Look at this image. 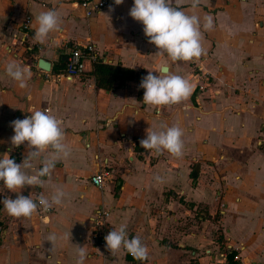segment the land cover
Listing matches in <instances>:
<instances>
[{
	"label": "crops",
	"instance_id": "0c3cea01",
	"mask_svg": "<svg viewBox=\"0 0 264 264\" xmlns=\"http://www.w3.org/2000/svg\"><path fill=\"white\" fill-rule=\"evenodd\" d=\"M132 5L123 0L87 17L76 0H0V155L22 162L27 143L11 144L10 122L33 108L61 119L71 146V156L55 167L53 183L25 186L20 193L35 199L62 186L68 194L62 206L15 218L0 203V264H76V246L85 249L84 264H225L217 259L227 246L240 264H264V0H200L197 13L214 21L203 33L206 54L170 66L190 80L193 91L158 111L137 100L134 81L110 91L96 88L90 60L79 78L52 73L68 48L92 44L107 64L142 77L156 74L167 58L128 15ZM189 6L190 0H182L185 10ZM47 9L58 13L62 25L40 44L33 38L35 17ZM39 59L50 62V72L38 69ZM13 60L31 70L25 88L5 72ZM195 66L209 74V88L195 89ZM162 124L183 129L181 157L135 150L147 129ZM103 169L108 179L98 189L90 177ZM157 175L163 183L155 181ZM5 196L16 194L0 183V201ZM100 206L110 212L108 231L126 224L129 238L138 236L148 248L146 260L97 245L90 218ZM227 213H234L233 225ZM69 232L70 239L47 240Z\"/></svg>",
	"mask_w": 264,
	"mask_h": 264
},
{
	"label": "clouds",
	"instance_id": "9594fccd",
	"mask_svg": "<svg viewBox=\"0 0 264 264\" xmlns=\"http://www.w3.org/2000/svg\"><path fill=\"white\" fill-rule=\"evenodd\" d=\"M123 0H114L120 5ZM200 0H190L188 10L182 7V0L174 6L171 0H133L128 15L143 25V33L148 42L154 45L160 56H166L164 64L156 74L148 71L139 84L143 92V104L154 106L157 111L162 106L179 104L187 100L193 91L189 79L170 70L171 64L178 61L194 62L206 54L202 45L203 33L211 31L214 21L211 16L201 17L197 13ZM111 10V9H110ZM62 19L54 9L42 10L35 17L34 35L36 42L43 44L49 33L61 30ZM6 74L18 82L20 88L27 87L31 70L13 60L5 66ZM63 121L45 110L33 108L24 119L10 122L14 135L10 138L12 145L19 147L27 143V154L21 163H16L7 153L0 155V183L8 191L15 193V199L5 196L0 201L4 211L15 218H31L38 210L45 212L55 206H62L68 195L64 187H56L50 195L39 193L32 196L21 195L25 186L41 188L46 182L53 183V172L58 162L71 156V146ZM146 137L141 139L140 146L152 150L159 156L164 152L179 158L183 154V129L178 125H160L159 130H146ZM43 153H47L43 156ZM39 160L41 166L35 168L33 161ZM155 181L163 183V177L157 175ZM127 225L121 224L118 229L109 231L104 237L106 248L110 252L125 250L134 259L144 261L148 257V248L138 236L129 238ZM58 239H70V232L58 237L49 234L47 240L54 244ZM78 260L84 264L85 249L76 246Z\"/></svg>",
	"mask_w": 264,
	"mask_h": 264
},
{
	"label": "built area",
	"instance_id": "2783aa9c",
	"mask_svg": "<svg viewBox=\"0 0 264 264\" xmlns=\"http://www.w3.org/2000/svg\"><path fill=\"white\" fill-rule=\"evenodd\" d=\"M84 9L87 17L97 13L109 6H120L115 5L114 0H76ZM29 26V19H26L22 29L26 30ZM100 59L97 56L96 50L92 44H87L82 47H71L68 48V53L66 55L65 68L56 77L64 79H75L81 77L84 72V62L90 60L92 62ZM195 65V63H194ZM198 73L193 74L195 78L194 85L196 88L203 90L204 88H209V74L202 70L201 66H195ZM204 81L203 85H200V81ZM108 179V173L105 169L98 171L93 176L90 177V183L98 188L102 189L104 182ZM110 218L109 210L104 207H99L95 210L93 216L90 218V225L93 229L92 236L95 242L100 247H106L104 237L108 234V220ZM1 231V229H0ZM232 251V246H227L223 252L218 253L219 262L225 263L227 255ZM130 255V254H129ZM131 256V255H130ZM238 259V254L235 256Z\"/></svg>",
	"mask_w": 264,
	"mask_h": 264
},
{
	"label": "trees",
	"instance_id": "16d2710c",
	"mask_svg": "<svg viewBox=\"0 0 264 264\" xmlns=\"http://www.w3.org/2000/svg\"><path fill=\"white\" fill-rule=\"evenodd\" d=\"M65 68V62L60 59L57 64L52 66V73L59 74ZM91 75L94 78V85L98 89L110 91L113 88H123L128 82L134 81L138 83L137 100L142 101L143 92L142 88H139V84L142 80V73L132 68L125 67L121 64H107L101 59L92 62ZM135 150L142 152L143 148L140 143L135 144ZM197 172L194 170L191 173L193 179L196 178ZM237 253L235 251L229 252L227 255L225 264H240L238 259H235ZM135 260L134 258H131ZM137 261V260H136Z\"/></svg>",
	"mask_w": 264,
	"mask_h": 264
},
{
	"label": "water",
	"instance_id": "95a60500",
	"mask_svg": "<svg viewBox=\"0 0 264 264\" xmlns=\"http://www.w3.org/2000/svg\"><path fill=\"white\" fill-rule=\"evenodd\" d=\"M64 62L66 61V57H64L62 59ZM37 67L38 69H40L41 71L48 73L51 71V64L50 62L44 60V59H39L38 63H37Z\"/></svg>",
	"mask_w": 264,
	"mask_h": 264
},
{
	"label": "rangeland",
	"instance_id": "374dc122",
	"mask_svg": "<svg viewBox=\"0 0 264 264\" xmlns=\"http://www.w3.org/2000/svg\"><path fill=\"white\" fill-rule=\"evenodd\" d=\"M234 213H230V214H226V222L229 224V225H233L235 220H234V216H233ZM219 216H221L219 214ZM221 252V251H220ZM219 253V252H218ZM217 262H219V260L217 259Z\"/></svg>",
	"mask_w": 264,
	"mask_h": 264
}]
</instances>
